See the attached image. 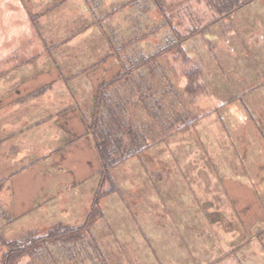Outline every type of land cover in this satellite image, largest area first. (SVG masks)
<instances>
[{
  "label": "rangeland",
  "instance_id": "rangeland-1",
  "mask_svg": "<svg viewBox=\"0 0 264 264\" xmlns=\"http://www.w3.org/2000/svg\"><path fill=\"white\" fill-rule=\"evenodd\" d=\"M226 1L0 0V106L2 92L14 86L8 73L24 77L16 87L62 69L67 96L81 100L75 107L87 124L98 89L112 82L126 109L117 118L133 130L115 128L108 137L149 141L112 168L101 189L110 191L99 200L102 216L86 233L96 246L86 240L73 264H264V0L223 13ZM178 46L184 53L173 51ZM143 53L157 60L138 72L145 80L133 72L135 86L123 93L121 61ZM144 81L149 88H141ZM75 107L67 109L71 120ZM42 108L32 97L0 108V120H29L25 135L18 126L0 141L3 206L15 197L18 177L33 184L46 170V185L57 186L30 213L1 223L8 240L83 225L99 188L102 164L93 146L49 153L69 137L48 141L37 125ZM18 138L29 147L18 148ZM69 177L73 183L61 185ZM230 179L240 183L238 214L226 190Z\"/></svg>",
  "mask_w": 264,
  "mask_h": 264
},
{
  "label": "trees",
  "instance_id": "trees-1",
  "mask_svg": "<svg viewBox=\"0 0 264 264\" xmlns=\"http://www.w3.org/2000/svg\"><path fill=\"white\" fill-rule=\"evenodd\" d=\"M245 1L248 0H227L225 5L221 6V12L230 13ZM178 48L179 49H173V51L177 50V52L184 53L183 47L178 46ZM167 50L168 49L163 48L160 53H167ZM156 60L157 57H152L150 59L143 57L139 62L135 60V58H123L121 61L123 74H121V78H118L120 81H124V83H122V92H129V85L135 86L134 80H131L133 78L130 77L133 72L136 73L137 80H142V78L145 80L146 76L138 75L137 72L141 70V66L152 64ZM111 84L112 82L102 84L98 89L92 123L91 121L88 122V132L93 137L94 144L101 160L102 169L100 172L101 180L99 188L85 223L77 227L58 224L45 235L28 234L22 239L8 240L4 237L1 223L11 222L13 216L10 209L8 207L5 208L2 204L1 191L3 188V181H0V264H60V262L66 258L70 262L69 264H73L75 263L73 261L77 259V255L81 254V249L84 248L86 240H88L86 241L88 248L90 245L91 247L96 246L93 240L86 237V233L90 230L93 223L102 216L99 200L102 195L110 192L108 189L101 192L102 187L106 181H112L111 170L113 167L128 160L138 152L144 151L149 145V141L144 138H140L139 143H136L138 141L136 139H132L130 142L126 143L125 139V141L123 140V142L117 144L116 141L108 137L111 136V131L115 130V128H117L119 132L125 129L126 133L128 132L129 135L131 130H133L126 125L124 119L117 118L120 117V114L116 113V111L119 109L124 113L126 109L124 106L120 107L119 102L114 99L113 96L117 93L116 91L110 90ZM137 85L141 87L138 82ZM149 87L150 86H147L144 81V85L141 88L146 89ZM139 90L140 92L142 91V89L137 88L132 90V92L136 91V93H138ZM127 101L130 100L127 98ZM123 105H126V103H123ZM125 130H123V133H125ZM135 145L139 147L132 150Z\"/></svg>",
  "mask_w": 264,
  "mask_h": 264
},
{
  "label": "crops",
  "instance_id": "crops-1",
  "mask_svg": "<svg viewBox=\"0 0 264 264\" xmlns=\"http://www.w3.org/2000/svg\"><path fill=\"white\" fill-rule=\"evenodd\" d=\"M144 58L146 57L145 53ZM129 58V57H128ZM143 59V56H140L138 58V62ZM145 66V65H144ZM141 66V69L144 67ZM7 72V71H6ZM66 70L59 69L57 71H53L51 74L46 76H39V78L27 82H23L20 85L15 87V84H19L18 79H23L24 77H21L17 73H8L6 75V78H11L10 90H4L2 92L5 95V104L0 106V108L5 107L9 104H12L14 102L20 101L27 97H32L33 104L42 102L43 108L41 110V118L42 123L37 124L38 126H41L42 132L45 136H47L48 141H56L60 137L65 139L66 137H69V141L67 144H63L62 147H52L54 149H50L49 153H53L55 151H60L58 153H62L65 155V153H71L74 152V149H81L86 147L87 149L95 148L96 152V146L93 141V137L91 134L88 133L87 128V118H85L83 111H76L75 105L78 107L81 106V100L78 102L72 103L71 99L67 96V83L65 82L66 78ZM140 72V70L138 71ZM137 72V73H138ZM151 73L153 75V71L151 70ZM3 75V71L0 70V78ZM138 75L144 76L142 73H138ZM8 78V79H9ZM87 82L90 83L89 79H86ZM86 82V83H87ZM151 89V88H150ZM149 89V90H150ZM156 91V90H154ZM42 96V97H40ZM80 98L79 96L75 95L74 91V97L73 99ZM71 106H74V120H71V117L69 116V111L67 109ZM10 108L14 109L11 106ZM81 108V107H80ZM87 117V116H86ZM47 119V121H46ZM27 118H23L22 120L18 121H3L0 120V137H3L0 139V141H3L7 139V137H11L17 132L18 126H21L20 131L23 135L27 133L26 128L28 127ZM86 127V128H85ZM18 140V141H17ZM17 142H19L18 148L22 147L23 149H27L29 146L26 145L24 140L16 139ZM85 141L84 145L83 142ZM93 146V147H92ZM10 147H13L15 149H18L14 144H11ZM20 150V149H18ZM17 150V151H18ZM98 154V152H97ZM99 155V154H98ZM47 157V156H46ZM65 157V156H64ZM56 156H52L49 162H52L53 164H57ZM60 169L65 170V168L58 166ZM46 170H41V174L44 177H41L39 174L35 177L34 183L32 184L30 182L29 178L19 179L18 177V185L16 186L15 180L12 181L11 188L13 190V186H15L14 196L12 199V202L9 201V209L11 211L13 220L17 218L18 216H23L31 212L32 208L34 207L35 203H37V199L41 197H48V194H51L56 191L57 186H49L46 185V183L49 181L48 174L45 173ZM22 178V177H20ZM69 177L65 182H62L61 185L63 186H69L73 182L70 180ZM21 180V181H19ZM32 184V190L31 192L28 189L27 183ZM240 185L239 182L230 179L228 183H226V190L227 193L230 195L229 199L231 202H233V206L235 208L236 213L238 214V208L235 205L236 199L240 195V191L237 189V187ZM33 193V196L30 198V194ZM261 200L264 203V194L261 195ZM11 203V204H10ZM248 211V210H247ZM247 213V212H246ZM238 217L241 220V216L238 215Z\"/></svg>",
  "mask_w": 264,
  "mask_h": 264
}]
</instances>
